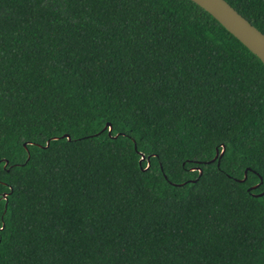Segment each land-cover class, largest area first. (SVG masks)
<instances>
[{"label": "trees", "instance_id": "16d2710c", "mask_svg": "<svg viewBox=\"0 0 264 264\" xmlns=\"http://www.w3.org/2000/svg\"><path fill=\"white\" fill-rule=\"evenodd\" d=\"M261 193L264 65L196 4L0 0V264H264Z\"/></svg>", "mask_w": 264, "mask_h": 264}, {"label": "water", "instance_id": "95a60500", "mask_svg": "<svg viewBox=\"0 0 264 264\" xmlns=\"http://www.w3.org/2000/svg\"><path fill=\"white\" fill-rule=\"evenodd\" d=\"M213 19H215L228 33L237 39L248 51H250L264 65V34L252 26L225 0H190ZM62 138L68 139L64 135ZM216 151V155L211 162H215L223 155ZM248 170L245 171L244 178L239 182H244L247 178ZM201 174V172H200ZM259 185L248 189V192L255 190ZM264 193L254 195L262 197Z\"/></svg>", "mask_w": 264, "mask_h": 264}, {"label": "snow or ice", "instance_id": "6c2138e0", "mask_svg": "<svg viewBox=\"0 0 264 264\" xmlns=\"http://www.w3.org/2000/svg\"><path fill=\"white\" fill-rule=\"evenodd\" d=\"M226 150H227V149L225 148V151H226ZM216 151L219 152V151H220V147H217V148H216ZM2 198L5 199V200L7 199L6 196H4V197H2ZM2 227H3V226H0V229H2Z\"/></svg>", "mask_w": 264, "mask_h": 264}]
</instances>
